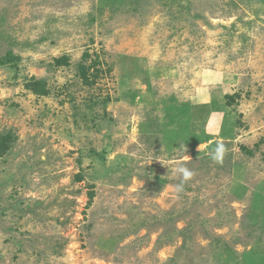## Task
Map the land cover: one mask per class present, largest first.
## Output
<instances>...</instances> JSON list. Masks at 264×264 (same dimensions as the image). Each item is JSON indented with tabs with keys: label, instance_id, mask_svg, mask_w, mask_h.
<instances>
[{
	"label": "rangeland",
	"instance_id": "rangeland-1",
	"mask_svg": "<svg viewBox=\"0 0 264 264\" xmlns=\"http://www.w3.org/2000/svg\"><path fill=\"white\" fill-rule=\"evenodd\" d=\"M0 135V264H264V0H0Z\"/></svg>",
	"mask_w": 264,
	"mask_h": 264
},
{
	"label": "clouds",
	"instance_id": "clouds-1",
	"mask_svg": "<svg viewBox=\"0 0 264 264\" xmlns=\"http://www.w3.org/2000/svg\"><path fill=\"white\" fill-rule=\"evenodd\" d=\"M223 153H224V146L220 143H217L216 147L214 149H212L208 155L210 156V158L217 162V163H222L223 162ZM176 172L178 174H180L181 176V183L176 185L175 187V191L177 193L183 191V185L184 183H186L188 180L191 179L193 173L191 170H189L187 167L181 165L179 167H177Z\"/></svg>",
	"mask_w": 264,
	"mask_h": 264
},
{
	"label": "trees",
	"instance_id": "trees-1",
	"mask_svg": "<svg viewBox=\"0 0 264 264\" xmlns=\"http://www.w3.org/2000/svg\"><path fill=\"white\" fill-rule=\"evenodd\" d=\"M57 61H58V63H62L63 61L61 60V59H57ZM86 69H84V67L82 66L81 68H80V71L82 72V75H83V78H85L84 80L85 81H87V70L85 71ZM34 84H38L37 82L36 83H34ZM8 135V134H7ZM7 136H5V135H0V150L2 149V148H4V149H7V144H6V140H7ZM81 179V178H80ZM89 195H90V201H92L93 200V198L95 197V192L92 190V191H90V193H89Z\"/></svg>",
	"mask_w": 264,
	"mask_h": 264
}]
</instances>
